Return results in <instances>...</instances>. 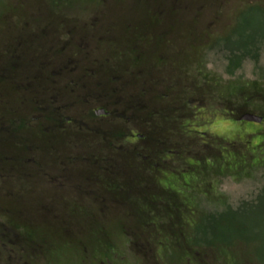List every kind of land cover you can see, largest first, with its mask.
I'll return each instance as SVG.
<instances>
[{"label":"rangeland","instance_id":"obj_1","mask_svg":"<svg viewBox=\"0 0 264 264\" xmlns=\"http://www.w3.org/2000/svg\"><path fill=\"white\" fill-rule=\"evenodd\" d=\"M254 4L264 6V0H0V11L13 12L15 35L20 30L23 34L20 52L26 62L25 70H30L25 74L42 73L45 62L53 59L54 50L59 53L60 66L50 67L49 71L56 72L51 79L47 78L46 67L47 73L44 70L43 76L27 83L30 92L25 94L26 102L19 116L26 120L37 118L39 112H31L36 107L34 101L36 105L39 100L44 104V99L50 98L57 104H66L65 117L84 122L80 129L67 124L55 140L42 143L37 141L38 123L33 120V129L28 133L37 136V140L30 142L31 154L26 156L40 158L35 151L40 147L46 152L47 167H55L48 178L70 173L88 180L96 190L87 202L78 205L76 194L66 190L71 200L62 204L57 199L52 206L55 215L48 209L27 211L23 203L20 207L11 203L0 207V264H264V241L238 240L235 228L239 204L256 199L258 190L264 187V170L251 173L248 168L238 169L248 152L262 142L261 137L251 138L249 134L264 135V121H239L234 116L235 107L230 106V92L235 93L238 86L253 81L264 86V46L259 38L254 44L250 42V35L264 34V23L251 19L252 24L241 30L243 38L229 43L223 40L238 25L239 15ZM230 59L233 63L240 59V66H232ZM100 77L106 95L96 97L101 92L96 91L83 105V97L78 96L77 89L72 93L70 82L90 87ZM38 91H44V96L38 97ZM34 95L38 96L33 98ZM191 100L200 106L194 113L188 104ZM13 102L16 108V98ZM102 104L117 114L126 109V122L123 118L87 115L90 109ZM249 114L261 117L258 112ZM171 115L182 122L186 134L183 141L176 136L180 135L179 126L171 131L174 134L169 132L171 139L178 141L175 144L199 150L194 156L201 160L205 155L216 154V150L219 161L216 162L217 157L205 165L212 167L215 163L218 173L225 168L226 160L221 161L223 153L232 172L220 176L201 172L200 180L192 170L185 172L187 187L195 188V193L185 196L190 212L184 216L186 231L180 236L172 230H161L167 216L163 209H159L161 219L155 217L148 221L152 226L143 227L142 220L147 222L146 208H141L144 203L127 205L142 196L123 181L132 177L121 176L137 169L138 157L134 153L144 152L150 141L128 144L116 136L139 130L151 138L156 126L162 123L160 120L171 123ZM96 130L108 133V137L112 135L102 142ZM156 131L159 143L171 140ZM202 133L206 134L204 138ZM188 136L200 137V147L204 149L197 148L198 141ZM206 144L210 151L205 149ZM54 154L60 159L57 169ZM191 160L190 166L194 163ZM30 168V180L52 193L54 184L38 178ZM203 168L206 169L204 163L198 167ZM143 179L146 181V177ZM80 186L84 187L83 183ZM115 194L121 197V206L112 203ZM101 199L108 208L101 207ZM144 201L152 202L153 197ZM34 202L29 206L34 207ZM24 210L28 212L25 215ZM176 228L184 229L180 224ZM15 233L21 238L16 247L10 243ZM214 237L220 238L218 242H229L230 247L201 246ZM31 241L38 245L37 252H30Z\"/></svg>","mask_w":264,"mask_h":264},{"label":"flooded vegetation","instance_id":"obj_2","mask_svg":"<svg viewBox=\"0 0 264 264\" xmlns=\"http://www.w3.org/2000/svg\"><path fill=\"white\" fill-rule=\"evenodd\" d=\"M23 44L24 38L21 30L18 31L16 35L14 32L13 12L0 11V207H3L4 204L8 203L15 204L16 206L20 207L21 203H23L27 208V211L28 208H41L44 210L48 209V212L51 211L49 213L55 215L56 209L52 208V206L56 203L57 199L59 201L61 200L62 204H68V202L71 200V197L68 198V196L65 194L66 190L71 194H76L75 201L77 205L79 204L78 202H87L88 198L90 199L93 196L92 192L96 190H94V186L88 184V180H84L83 177L77 178L76 175L72 176V174L70 173L62 175L61 173H59L58 175H55L54 179L48 178V176L50 175L49 172L54 171L55 167L53 169L47 167L45 162L47 156L46 152L43 151L40 147H36L35 151L39 152L38 154L40 158L34 159L30 156H26L28 154H31L30 145L32 144H30V142L37 140V136H29L30 134L28 133V131L33 129V120L37 121V132L39 134V140L37 141L45 143L51 141L52 139L55 140L57 133L59 134L61 129H64V126H66L67 124L75 125V127L77 126L76 128L78 129L79 126L81 128V124H83L84 122L76 120L74 121L71 118L65 117L67 109L66 104H57L55 100H51L50 98L44 99V104L42 100L38 101V105H36V102L34 101V106L36 107L33 108L31 112H39V116L37 118L26 120L19 116L21 115L20 113L23 112L22 106L26 102L25 94H28L30 92V89L27 88V83L33 81L35 77L37 78L43 76L46 67L48 68L47 72L49 73L47 78L51 79L56 72L55 70L49 71L50 67H53L55 65L60 66L59 61L57 60V55L59 53L54 50L53 59L51 61L45 62L46 65L44 66L42 73L39 71L40 73L37 76H30L25 74L26 71L30 70H25L24 65L26 62L21 56L20 51ZM16 82L18 83L15 85ZM101 82H103V77L97 78V80L93 84H91L90 87H83L74 82H70V84L73 85L70 86L71 88L74 87L72 88V93H76L74 92V89H77L78 91L80 90L79 87H82L90 90L95 83L101 84ZM100 86L102 87L101 89H93L94 92H102H100L101 95H98L96 97H104L106 95L104 94V87L102 85ZM93 91L91 92L90 90L91 96H93ZM42 92L44 91H38L37 94L39 96L34 95L33 98H35L36 96L43 97L44 95ZM15 98L17 100L16 108L15 102H13V99ZM134 108L138 110L140 106H133V109ZM98 110H104L107 113V115H103L100 117L114 118V114L116 113L115 110L110 111L105 108L104 104H102L101 106L96 107L93 110L94 117L91 118L98 117L95 114V112ZM125 111L127 110H123V112L121 114L118 113V115L121 119L123 118L122 120L126 122L124 118L125 115H123ZM38 118L41 119L39 120ZM26 131L28 134L25 133ZM152 134L153 136L150 138L151 167L149 169L141 168L142 153L137 151L134 153V156L138 157L137 169L128 170V172L131 174H123L121 177H132L130 181L127 180V178L123 179V181L127 185L133 186L135 193L138 192L139 194V192H142V190L139 189L141 186L138 187L137 185L139 184L136 185V183H141L142 181H144L145 190L151 191L153 195L166 192L167 197H171L175 188V185L173 184L174 181L178 180L180 177L183 178L185 172L189 171V169H176V167L178 168V166L181 165V162L178 160L182 159V162L189 165L188 160H190V158L188 155L186 156L184 154L177 153V149L180 147V145L175 144V142L171 139V135V137H169L171 140H168L169 142L164 140V143H159L157 132H152ZM52 135H54V137H52ZM205 135V133H202L203 138L205 137ZM146 137V134H140L138 130V132H131V134L126 135L122 139L126 140L128 144H134L136 142L140 143V141L142 143L146 142ZM184 140H186V138H183V141ZM182 149L184 150V147ZM161 150H166V152L161 154ZM54 155V163L57 162L58 164L56 167L57 169L58 167L60 168V159L58 158L57 154ZM178 157L181 158L179 159ZM31 166L32 168H30ZM29 168L31 170H34L36 172L35 174H38V178H44L50 185L54 184L52 193L45 192L46 190H43L42 187V189L38 187L40 183L36 184L35 181L30 180V176L28 174ZM113 172H116V170H114ZM143 177H146V181L142 179ZM71 182L79 184L83 183L84 187H78L79 184L76 186H74L75 184L70 185ZM129 189H131V187ZM113 197L114 198L111 197L112 203L117 204L118 206H121L123 204L121 197H119L117 194H115ZM33 201H35L34 207L29 206ZM138 201H127L130 202L127 203V205L132 206L133 204L137 206L142 204L141 199H139ZM143 202L144 204L146 203L145 201ZM100 204L102 205L101 207L103 209L108 208V204L104 199L100 200ZM27 211H22L23 215L28 213Z\"/></svg>","mask_w":264,"mask_h":264},{"label":"trees","instance_id":"obj_3","mask_svg":"<svg viewBox=\"0 0 264 264\" xmlns=\"http://www.w3.org/2000/svg\"><path fill=\"white\" fill-rule=\"evenodd\" d=\"M245 18L247 20H244ZM251 19H253V20L254 19H258L256 21V23L257 22L260 23V24L264 23V6H262L260 4H254V5L248 6L239 15V17H238V25L232 30V33L230 35H228L225 39H223L224 42L225 43H229V42H233L235 40H239V39L243 38L242 34L244 35V33L241 30L244 31L245 28H247L249 25L252 24L251 23ZM256 38H259L260 41L262 40L261 43L264 46V34L263 35H250V40H251L250 42H252L253 44L256 43L257 42ZM246 52H248V51H246ZM252 56H254V55H252ZM253 59H257V56H254ZM230 61H231L230 63H233L232 59H230ZM239 61H240V59L236 63L239 64L240 63ZM236 63H233L232 66H234ZM238 66H240V64ZM71 86H73V85H71ZM72 88H74V87H72ZM101 88L102 87L100 86L99 83H95L94 86L91 87L90 90L92 92L93 89H101ZM79 89L81 91L78 90L79 91L78 96H82L83 97L82 98V104L85 105V103H87V101H88L87 97H90V95H91L90 93L91 92H90L89 89H85V88H82V87H79ZM230 93H231L230 106L232 108H233V106L235 107L236 113L234 114V116L237 119L240 118L241 115H243L245 113H249V112H258V113L261 114V117L264 118V111H263L264 110V86H262V84L258 83V81H255V82L253 81L251 83H246V84H243L241 86H238V88L236 89L235 93H233V94H232V92H230ZM99 95H101V94H99ZM192 101L193 100H191V102L188 103V104L191 106L192 112L193 111L195 112V110H197V107H200V106L196 105L195 102H192ZM183 104H186V103H183ZM105 108H106V105H105ZM196 113L194 114L195 116L197 115ZM88 116L94 117L92 109H90L88 111ZM119 118H120L119 115L117 113H115L114 114V119H119ZM176 119L177 118H174L171 115V123H168L167 119L160 120L162 123L159 126L157 125L156 129L160 130L161 132L165 133L166 136L170 137V133L169 132L177 130L175 128L179 126V134L180 135H177V133H176V136H179L180 138H183V135L184 136L186 135L184 133V130L182 131V129L184 128L183 124H180L182 122H179ZM157 120L159 121V115L157 117ZM177 122H178V124H177ZM161 125H164V127H162ZM262 125H264V123ZM262 125H260V126H262ZM149 127H150V124H149ZM172 127H173V129H172ZM170 128L172 130H170ZM78 129H80V126L78 127ZM156 129H154V132H157ZM94 132H96L98 134V136H99L98 138L102 142H105L112 135V134H109V137H108V133H106V132L103 133V132H101L99 130H96ZM171 133H173V132H171ZM116 136H118L119 138L125 137V135H123L122 133L121 134L118 133ZM171 136H172V134H171ZM249 136L251 138H254V137H257V136L261 137L262 142L259 143L256 147H254L251 150V152H248V155L245 156L242 159L243 160L242 161V165L238 169H239V171H243V168H248V172H251V173L254 172V171H257V170H264V151L261 150V148L264 147V135H262V134L256 135L255 133H253V134H249ZM188 137L190 138V140H197L198 141L197 148H199L200 150L204 149V148L200 147V145L202 146V144L199 141V139H201L200 137L199 138H198V136L197 137L188 136ZM146 139H148L147 141H150V135H148L146 137ZM218 141L220 142L221 140H218ZM175 142H178V141H175ZM219 142H216V143L218 144ZM221 143L223 144V143H225V141L224 142H220V144ZM147 146H149V147H147L144 150V152H142V155H141V162H142L141 168L142 169H149L151 167L150 166V145H147ZM208 147H209V145L206 144L205 145V149L209 150ZM210 147L213 150H215L213 148V145H210ZM177 150H178V152H177L178 154H184L186 156L188 155L189 158L192 159L191 161L194 162V163L191 164V166H190V164L187 165L184 162H182V159H181V160H178V161L181 162V165H179L178 168L176 167V169H189V170H192L193 172L196 173L197 176H199V180L201 178L200 177V175L202 174L201 172H203V173H205V172H214L215 174H218L219 176L220 175H224V173L232 174V172H230L228 170V168H227L229 166V163H228V161L226 159L227 155H224L223 153H221L222 154L221 161L226 160L224 162V164H223L225 166V168L223 170H221V173L220 172L218 173L214 169V167H217V166H215V163L212 164V167H207L205 165V164H207L208 160H216L217 157H218V159L216 160V162L219 161V156H218V153H217L216 150H215L216 154H213L212 156H206L205 155L203 160H201V158H199L198 156H194V155H198L199 154V152H200L199 150H194V151H196V152H194V151L189 150V149L188 150L187 149L183 150L181 147H179ZM165 152H166V150H161V154L165 153ZM178 158L180 159L181 157H178ZM202 163H204V166L206 168V169L203 168L204 170L198 169V167H200ZM192 165H194L195 167H193ZM196 179H198V177ZM137 184H139V185H137ZM173 184L175 185L176 189L172 193L171 197H167L166 192H163L162 194L158 193L156 195H153V193L151 191L145 190L142 187V186H145V182L144 181H142L141 183H136V185L138 187L141 186V188H142V192H141L142 204L144 203L143 202L144 200L149 201L150 197L151 196L153 197V201L152 202H147V203L143 204V206L141 207V208H146L144 210V214H145L144 217L146 218L147 222L144 221L145 219L142 220L143 227H146V224H147V226H152L151 224L148 223V221L149 220H153V218H155V217L156 218L158 217V218L161 219L162 215L160 214L159 209H163L164 210L163 215H167L165 217L166 218L165 220H166L167 224L166 223L163 224L164 228H163V225H161V230L164 231V229H165V230H167V232H171V230H172L171 233H174L175 235H179L180 236V235H184V231H186L185 230L186 227L184 226V216L186 217L187 215H189V212H190L189 211L190 207L187 204L185 196L188 195L189 193H191L195 188L187 187L188 183L182 177H180L178 180H175ZM197 184H198V182L195 184V187H196ZM184 188L187 189V190H185ZM145 192H148L150 194L145 195ZM193 193H195V192L193 191ZM159 204H164V206L162 208H158L157 205H159ZM195 209H196V207H195ZM236 212H237L238 218H239V220H236V224H235V228L237 230L236 239L242 240V241H249V240H252V241H254V240L264 241V187L261 188L260 190H258V193L256 195V199L254 198L250 202H242V203H240L239 206L236 209ZM160 224H162V223H160ZM176 224L182 225V227L184 229L183 230H179L178 228H176ZM26 226H27L26 228L29 227V225H27V224H26ZM24 230H26V229H24ZM24 230L21 232V234L23 232H25ZM18 236H19V234H16L14 236L15 238L13 239L14 241L10 242L15 247L18 246L20 241H21L20 240L21 238L18 237ZM154 236H155V234H154ZM218 239H220V238L219 237H214V239L207 240L205 243H203V244L200 243V244H201V246L205 245L206 247H209V248L215 247L216 245L217 246L222 245L224 247H230V243L229 242H223V241L218 242L219 241ZM31 242L33 243V246L31 247L30 252H37L38 250L36 249V247L38 245H36V243L33 242V241H31ZM192 243H194V242H192ZM192 243H191V247L193 245ZM216 243H218V244H216ZM4 244H6V243H4ZM194 244H197V242L195 241ZM219 255H221V257H222L223 252L219 253Z\"/></svg>","mask_w":264,"mask_h":264},{"label":"water","instance_id":"obj_4","mask_svg":"<svg viewBox=\"0 0 264 264\" xmlns=\"http://www.w3.org/2000/svg\"><path fill=\"white\" fill-rule=\"evenodd\" d=\"M95 114L98 117L103 116V115H107V113L104 110H98V111L95 112ZM239 121L247 122V123H253V124L254 123L255 124H261V123H263L264 118L263 117H260V116H257V115H254V114L246 113V114H243L239 118Z\"/></svg>","mask_w":264,"mask_h":264}]
</instances>
